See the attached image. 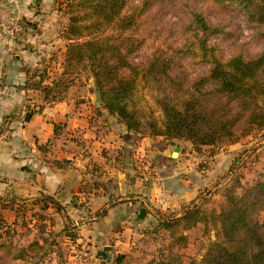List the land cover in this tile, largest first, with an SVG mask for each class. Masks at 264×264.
<instances>
[{
	"label": "trees",
	"instance_id": "obj_1",
	"mask_svg": "<svg viewBox=\"0 0 264 264\" xmlns=\"http://www.w3.org/2000/svg\"><path fill=\"white\" fill-rule=\"evenodd\" d=\"M231 1L248 10L250 18L263 28L264 35V0ZM129 2L75 0L76 10L72 9L70 23L64 31L69 43L61 74L52 77L46 69L35 68L27 71L26 87L41 91L43 101L51 103L82 72H89L103 96V107L129 131L141 136H161L170 142L190 141L198 152L204 147L235 144L254 132H264V49L253 57L241 52L231 58L219 56L209 40L222 33L221 27L211 25L203 12H193L175 42L157 47L136 62L137 54L150 36L138 28L150 1L138 5ZM197 59L211 64L208 73L193 75L191 68ZM140 84L155 92L157 110L147 111L138 105L136 94ZM96 110L101 114L99 107ZM39 111L28 107L25 121ZM217 152L212 149V156ZM63 163L68 161L58 162ZM98 170L94 166L92 174ZM93 180L82 184L72 195L70 201L76 209L85 207L93 190L102 186L94 177ZM237 185L226 190V204L220 212L206 209L205 197L201 202L191 201L179 212L158 210L154 215L158 226L170 239L167 252L161 250L159 258L149 264H183L180 248L188 244L185 232L198 225L203 226L205 234L214 231L215 236L210 238L201 264H264V222L259 219V213L264 211V181L257 180L241 193L240 183ZM15 206H18L17 217L23 218L20 226L28 227L31 221L26 211L31 207L63 213L66 205L45 193L30 198L0 199V238L4 240L0 243L3 252L0 264H8L9 258L31 264L34 257L48 254L45 250L49 244H55L49 236L54 234L56 221L51 214L39 213L32 226L37 237L27 245L14 246L12 238L17 232L18 218L9 222L1 211L14 210ZM106 212L105 208L100 209L96 216L103 217ZM65 217L69 220L66 213ZM67 229L71 232L65 234L68 239L79 238L74 226L68 225ZM105 254V251L99 253ZM124 258L125 254L117 255L114 264H122Z\"/></svg>",
	"mask_w": 264,
	"mask_h": 264
},
{
	"label": "rangeland",
	"instance_id": "obj_2",
	"mask_svg": "<svg viewBox=\"0 0 264 264\" xmlns=\"http://www.w3.org/2000/svg\"><path fill=\"white\" fill-rule=\"evenodd\" d=\"M42 1L43 0H0V41H2L3 35H7L4 27H9V30L12 32L8 37L9 42L4 41L3 43L6 47L9 46L8 51L12 53V56L18 54L22 47L37 55L42 54V51L40 52L38 48L31 44L32 40L29 41L27 38L31 34L32 36L36 34L41 35L43 30L40 28L38 20L35 22L33 17H28L27 14H25L27 11H37V13H39L43 8L41 6ZM52 1L54 2L48 11H53L56 16L54 19L50 17L51 24H49V28L53 25H58L61 28L57 33H53L51 38L52 41L56 38V40L64 43L65 51L61 54L63 47L61 44L56 45L55 51L50 50L49 57L46 56L47 58H45V56H43L38 58L43 62L42 65L44 66H37L36 68H44L48 72H53V74H50L52 77H58L62 72L64 54L69 43V40L64 37V31L70 23L72 9H76L73 7L75 0ZM143 1L146 0H130L129 4L138 5ZM149 1L141 19H139L138 28L145 32L147 31L150 36L137 54L135 58L136 62L146 58L157 47L162 45L167 46L171 42H175L179 38L184 24L191 19V13L193 12H203L211 25L221 27L222 33L211 37L209 40V44L216 47L219 56L231 58L233 55L241 52L246 57H253L264 49L263 28L250 18L248 10L239 3L231 0ZM58 29L57 27V30ZM25 32L29 33V35H24ZM26 40L29 42H26ZM22 44L24 45L22 46ZM18 45L21 48L18 47ZM27 59L29 60L28 65L24 66V69L28 72L31 70L32 72L35 69L33 64H35L36 61L30 64L31 60L29 58ZM48 61L51 64H49ZM47 66L55 68L56 70L50 71ZM210 66V63L197 59L194 67L191 68L192 73H194V76L204 75L208 73ZM27 67H29V69H27ZM83 85H87L90 91V95L87 97L88 99L83 98V101L87 103V106H89L93 113L91 117L93 122V119L97 116L94 107L103 106L104 104L97 105L95 103V98L98 95L99 89L91 73L82 72L77 81L75 79L72 84H69L68 90L70 91L77 86L82 87ZM68 90H63V93L65 92L64 94H66ZM155 95L153 90L144 88L143 85L140 84L136 94L138 105L147 111L157 110L154 99ZM157 115H159V112H157ZM96 121H98V118H96L95 122ZM115 121L114 119L112 120V122ZM93 126L95 129L98 128V130L105 129L106 127V125L102 126L98 124V122ZM154 140L155 141H147V145L123 149L124 153L122 155L125 156V160L127 156V159L129 158L132 163L131 166H128L137 169L140 173L145 171L154 178L153 180H155L156 183L159 182L156 178L161 179V181L164 182L162 185L168 182L167 174H170V169L172 171L174 168V174L181 182L187 177L192 179L185 185L192 186L195 190L197 189L198 194L200 193V195H202L201 197L199 196V202L203 201L202 199L204 198L202 197H205L204 200H207V202L203 206L208 210L215 209L217 212H220L225 207V192L231 185L238 186L237 184L240 183L241 188L238 189V192L241 193L255 184L257 180L261 179L264 181V132H254L242 138L240 143L232 147H230V145L216 146L215 148L204 147L200 152L194 150L190 141L176 140L170 142L165 138L164 140H159V138ZM82 142L84 147L78 146L75 152L77 153L79 151L85 158L90 154H94L98 159L100 155L102 157L111 156L114 158L121 151V147H124L120 141ZM128 142L135 144L138 141ZM177 145L184 147V151L187 154L179 155L175 159L168 157L164 158L163 152L165 150H173ZM47 149L49 150V148ZM212 149L218 151L216 157L212 156ZM26 163L27 164L23 163L22 165H25L27 170L33 173L35 163H29L28 161ZM19 170L20 169L16 170V172ZM104 172L103 170L99 175L103 176L105 174ZM7 173L8 171L2 173L0 176V199L8 198L13 194L21 195L20 191H15L12 187L16 183V180L9 182L10 185H8V182L6 183L5 180L6 177H8ZM192 177L195 178V180H193ZM164 197L165 196H162L163 199H166ZM179 201L176 200L170 204L168 203L171 207L167 209L171 211L173 207L175 209L174 211L178 212L186 205H183V203ZM16 207L18 206H15L14 210L1 211V214L3 213L9 222H14L16 218H18L17 232L15 236L13 235L14 238H12L15 243L14 246L18 244L27 245L29 241L37 237V231L32 226L39 213L51 214L56 221V225L53 228L54 234L49 236L51 240H55V242L50 240L51 243L55 244H49L45 250L48 251V254L45 257H34L31 264H80L78 258L84 249L89 252V255L83 258L84 264H114V260L118 254L112 250V253H110V250L106 251L102 246L103 244H107V246H117L119 242L117 244V239H114L115 237H110V235H108V238L105 240H101L100 238L102 237L98 239L95 238V230L92 228V222H94L93 218L96 217V211L90 212L87 208L76 209L74 206H69V204L65 206L66 210L63 213H57L52 209L41 211L38 207H29L30 209L26 211V215L31 223L28 227H22L20 223H22L23 218L21 215L17 217L18 211L15 210ZM152 208H154V206H152ZM65 213L69 217V220L66 219ZM146 214L145 217L141 216L138 222L133 220L132 223L128 224V226H131L127 227L129 236L125 238L128 239L126 240L128 246L126 244L123 248L117 247V249L126 252L122 264H149L151 261L159 258L161 250L167 252L166 246L170 239L168 233L158 226L157 219L153 214ZM259 219L264 222V211L259 213ZM68 225H72L76 228L74 232L78 233L79 238L77 240H70L66 237L65 234L67 232L71 233L69 229H67ZM117 226L122 230H126V228L122 227V223L117 224ZM117 226L115 228H118ZM106 227L107 226L104 225L101 229L107 230L105 229ZM185 233L188 235V244L180 248L183 256V264H201L210 238L215 239L214 231H212L210 235H207L204 233L203 226L198 225L189 228ZM132 234L135 235L131 237ZM130 240L132 241L130 242ZM3 241V238H0V243ZM121 241L124 242L125 240ZM6 244L10 245L8 242ZM87 248H89V250ZM101 251H105L107 254L100 256L99 253ZM90 252H92V254ZM2 253L0 249V255ZM111 260L113 261L111 262ZM20 263V261L11 258L8 260V264ZM153 264L157 263L153 262Z\"/></svg>",
	"mask_w": 264,
	"mask_h": 264
},
{
	"label": "crops",
	"instance_id": "obj_3",
	"mask_svg": "<svg viewBox=\"0 0 264 264\" xmlns=\"http://www.w3.org/2000/svg\"><path fill=\"white\" fill-rule=\"evenodd\" d=\"M53 2L52 0H43L41 3L43 8L39 13L37 11L25 13L28 17H33L35 22L38 20L39 26L43 30L41 35L32 36L27 32L24 33V35H29L27 40H32L31 44L40 52L42 51V54L37 55L18 45L21 50L12 56V53L8 51L9 46L6 47L3 43L6 42L8 36L3 35L2 41H0V176L8 171L6 183L8 182L10 185L9 182L16 180L12 187L15 191H20L21 195L13 194L10 197L30 198L45 193L54 195L64 205L69 204V206H73L70 201L72 195L79 191L82 184L94 182V177L103 184L93 190L83 209L87 208L90 212L106 209L105 216L93 218L92 228L95 230V238L102 237L100 239L105 240L108 235L112 238L115 237L117 244L119 242L117 246L110 245V247L103 244L102 247L106 251L110 250V253L113 251L118 255H126L125 251L119 250L117 247L123 248L126 244L128 246V242L126 243L128 239H125L129 236L127 227H131L128 224L133 220L138 222L139 218L145 217L146 213V215L153 214L154 216L158 210L172 212L175 210L173 207L171 211L167 208L171 207L169 204L176 200H180L179 202H182L183 205H187L193 200L199 201L200 193L198 194L197 189L195 190L192 186L185 185L192 180L191 178H184L182 182L178 180L173 167L172 171L170 169V174H167L168 182H165V186L162 185L164 182L161 179L156 178L159 181L156 183L154 178L145 171L140 173L137 169L129 167L128 165L131 166L132 163L129 158L127 159V156L125 160V156L122 155L123 149L147 145V141H155L154 139L157 138L164 140V138L141 136L129 131L125 124L111 116L103 106H99L101 114L97 112V106L94 107V110L97 112L98 121L96 122L102 126L106 125V127L101 130L95 129L93 125L96 124V118L92 122L93 113L87 103L83 101V98L88 99L87 97L90 95L87 85L77 86L70 91L68 88L66 94L64 92L59 99L51 103H45L41 99L43 98L41 91L26 87L28 74L24 66L28 65L27 58L31 60L30 64L36 61L33 64L34 68L42 67L44 66L43 62L38 58L49 57L50 50L55 51L56 45L61 44L63 47L61 54L65 51L64 43L56 38L52 41L51 38V35L60 31L61 28L58 25L49 28L50 17L54 19L56 16L53 11H48ZM27 40L26 42H29ZM49 64L51 63L49 62ZM48 69L56 70L50 67ZM49 74H53V72H49ZM28 107L40 109V111L35 113L31 120L25 121L24 115ZM113 119L116 121L112 122ZM82 141H120L124 147H121L120 152L122 153H116L114 158L100 155L98 159L94 154H88L89 156L85 158L79 151L75 152L78 146L84 147ZM128 141H138V144ZM238 143L231 144L230 147ZM180 147L179 155L187 154L184 147ZM173 151L174 149L165 150L164 158L175 159L171 156ZM217 153L213 157H216ZM27 161L35 163L33 173L27 170L25 165H22L23 163L27 164ZM65 161L68 163L58 164V162ZM94 166L99 168L96 174H92L91 171ZM18 169L20 170L16 172ZM103 170L105 174L99 175ZM162 196H165L166 199H163ZM82 200L86 201L85 197ZM119 223H122V227L126 230L118 227ZM104 225L107 226L105 228L107 230L101 229ZM116 226L118 228H115ZM134 235L132 234L131 237Z\"/></svg>",
	"mask_w": 264,
	"mask_h": 264
},
{
	"label": "water",
	"instance_id": "obj_4",
	"mask_svg": "<svg viewBox=\"0 0 264 264\" xmlns=\"http://www.w3.org/2000/svg\"><path fill=\"white\" fill-rule=\"evenodd\" d=\"M99 92H98V95L95 99V103L97 105H100V104L102 105V104H104V100H103V96H102L101 92L100 93ZM180 151H181V147L179 145L175 146L174 151L171 153V156L173 158L178 157Z\"/></svg>",
	"mask_w": 264,
	"mask_h": 264
},
{
	"label": "built area",
	"instance_id": "obj_5",
	"mask_svg": "<svg viewBox=\"0 0 264 264\" xmlns=\"http://www.w3.org/2000/svg\"><path fill=\"white\" fill-rule=\"evenodd\" d=\"M5 31L7 32V36L9 37V34L10 33H12L11 32V30H9V27H7V28H5ZM12 38V37H11ZM6 42H9V38H6ZM88 250H89V248H87ZM91 254H92V252H90ZM87 255H89V252L86 250V249H84L81 253H80V255H79V258H78V260H80V264H84L83 263V258H84V256H87ZM94 255V254H93ZM91 256V255H90ZM91 257H93V256H91Z\"/></svg>",
	"mask_w": 264,
	"mask_h": 264
}]
</instances>
